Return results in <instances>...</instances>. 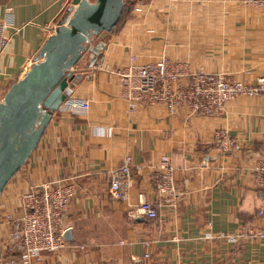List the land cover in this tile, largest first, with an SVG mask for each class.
<instances>
[{
	"label": "crops",
	"instance_id": "0c3cea01",
	"mask_svg": "<svg viewBox=\"0 0 264 264\" xmlns=\"http://www.w3.org/2000/svg\"><path fill=\"white\" fill-rule=\"evenodd\" d=\"M71 3L0 0V16L11 8L16 27L0 55V100L39 59L38 49ZM89 45L72 67L68 95L0 194V264H17L2 244L8 237L3 212L20 215L18 195L52 179L75 184L63 218L67 244L35 264H264V239L249 233L264 222L257 215L264 186L252 172L264 158V93L230 99L214 115L184 108L170 113L160 104L130 110L113 71L131 54L138 62L164 54L187 60L191 69L253 83L264 76V8L239 0H153L143 15L99 33ZM100 52L103 66L95 69ZM73 98L88 99V107L69 109ZM222 130L236 140L232 150L215 147L213 137ZM126 154L132 157L127 199L115 200L109 182ZM163 155L174 166L173 204L153 187L151 165ZM139 193L154 203L156 217L127 216ZM209 230L239 236L235 242L205 237Z\"/></svg>",
	"mask_w": 264,
	"mask_h": 264
},
{
	"label": "built area",
	"instance_id": "2783aa9c",
	"mask_svg": "<svg viewBox=\"0 0 264 264\" xmlns=\"http://www.w3.org/2000/svg\"><path fill=\"white\" fill-rule=\"evenodd\" d=\"M153 0H133L129 17L141 16ZM205 3L211 0H170ZM246 6L264 8V0H239ZM58 22V21H57ZM57 23L54 25V29ZM14 26L11 8L0 16V55L11 38L10 28ZM98 34L92 37V40ZM91 40V41H92ZM104 54L98 53L93 68L103 66ZM129 61L113 71L119 78L121 95L128 101L132 110L137 104H160L170 113L184 108L189 113L214 115L219 113L225 103L240 95L255 96L264 93V76L255 82L229 79L224 73L209 72L203 67L191 69L189 62L182 59H171L162 54L156 59L138 62L136 55L131 54ZM69 109L78 107L85 110L88 99L73 98L67 104ZM213 143L220 151L232 150L236 140L228 131H218ZM132 157L126 154L113 169L109 182V195L115 200L127 199V183L130 177ZM174 166L167 155L160 157L158 163L151 165L153 187L164 203L173 204L177 187L173 176ZM255 184L264 186V158L259 159L252 167ZM75 194V184L63 179H52L23 190L17 197L20 215L14 212H3L8 227L7 239L3 241L6 251L16 254L17 264H35L43 253L62 249L67 244L63 218L68 204ZM157 215L154 203L138 194V202L127 210L129 218L144 217L152 219ZM257 215L264 216V209L259 208ZM249 233L264 239V222L257 230ZM205 237H217L228 242H235L238 234L214 233L207 231ZM147 244V242L145 241Z\"/></svg>",
	"mask_w": 264,
	"mask_h": 264
},
{
	"label": "water",
	"instance_id": "95a60500",
	"mask_svg": "<svg viewBox=\"0 0 264 264\" xmlns=\"http://www.w3.org/2000/svg\"><path fill=\"white\" fill-rule=\"evenodd\" d=\"M124 0H72L25 73L0 100V194L37 146L75 78L72 67L89 50L92 37L110 32ZM66 235V234H65Z\"/></svg>",
	"mask_w": 264,
	"mask_h": 264
},
{
	"label": "trees",
	"instance_id": "16d2710c",
	"mask_svg": "<svg viewBox=\"0 0 264 264\" xmlns=\"http://www.w3.org/2000/svg\"><path fill=\"white\" fill-rule=\"evenodd\" d=\"M132 5H133V0H124V8H123L122 14L120 16V19L118 20L116 25L112 28L111 32H115L120 27L123 26L124 22L126 21V19L129 16Z\"/></svg>",
	"mask_w": 264,
	"mask_h": 264
},
{
	"label": "rangeland",
	"instance_id": "374dc122",
	"mask_svg": "<svg viewBox=\"0 0 264 264\" xmlns=\"http://www.w3.org/2000/svg\"><path fill=\"white\" fill-rule=\"evenodd\" d=\"M94 49H95V51H97L98 50V47H95Z\"/></svg>",
	"mask_w": 264,
	"mask_h": 264
}]
</instances>
